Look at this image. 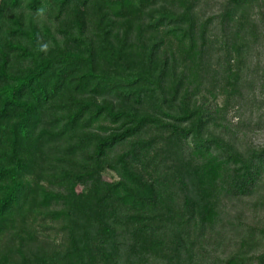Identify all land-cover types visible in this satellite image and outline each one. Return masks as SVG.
Returning a JSON list of instances; mask_svg holds the SVG:
<instances>
[{"label":"trees","instance_id":"16d2710c","mask_svg":"<svg viewBox=\"0 0 264 264\" xmlns=\"http://www.w3.org/2000/svg\"><path fill=\"white\" fill-rule=\"evenodd\" d=\"M204 1L0 0V264H264L214 241L264 178V0Z\"/></svg>","mask_w":264,"mask_h":264},{"label":"rangeland","instance_id":"374dc122","mask_svg":"<svg viewBox=\"0 0 264 264\" xmlns=\"http://www.w3.org/2000/svg\"><path fill=\"white\" fill-rule=\"evenodd\" d=\"M219 8L220 0L204 1L203 11L206 15L217 13ZM227 117V123L232 126L240 120L235 110L231 111ZM241 142L246 147L264 144V131H248V134ZM104 177L109 181L118 179V175L111 170H107L104 173ZM225 229L229 231V238L231 239L221 246V251L225 254L223 256L236 251L239 253L248 252L251 255V246L256 243L252 235L261 237L264 240V178L253 193L246 196L232 197L223 203L221 218L216 227L214 237L215 243L219 246L221 235L217 232L219 230L225 231ZM49 232L51 231L48 230L46 233L48 234ZM218 255L220 256V249ZM217 262L220 264V260H217Z\"/></svg>","mask_w":264,"mask_h":264}]
</instances>
